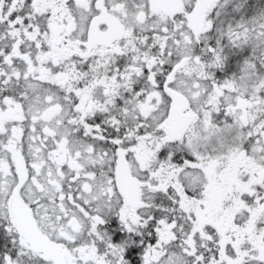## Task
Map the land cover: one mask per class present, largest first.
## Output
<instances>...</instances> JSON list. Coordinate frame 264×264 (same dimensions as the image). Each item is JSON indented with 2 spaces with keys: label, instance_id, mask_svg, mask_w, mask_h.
Returning <instances> with one entry per match:
<instances>
[{
  "label": "snow or ice",
  "instance_id": "6c2138e0",
  "mask_svg": "<svg viewBox=\"0 0 264 264\" xmlns=\"http://www.w3.org/2000/svg\"><path fill=\"white\" fill-rule=\"evenodd\" d=\"M0 264H264V0H0Z\"/></svg>",
  "mask_w": 264,
  "mask_h": 264
}]
</instances>
